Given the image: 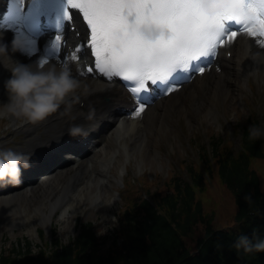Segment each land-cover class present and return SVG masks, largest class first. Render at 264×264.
Masks as SVG:
<instances>
[{
    "label": "snow or ice",
    "instance_id": "obj_1",
    "mask_svg": "<svg viewBox=\"0 0 264 264\" xmlns=\"http://www.w3.org/2000/svg\"><path fill=\"white\" fill-rule=\"evenodd\" d=\"M203 0H64L62 11L55 20L56 35L50 43L51 55L69 65L79 61L80 52L90 49L93 60L80 64V71L98 70L108 78L123 77L130 82L131 91L140 94L163 86L168 92L177 87L176 77L181 73L198 70L203 58L211 59L219 46L233 40L237 31L233 25L264 44V0H226V6L209 14L203 10ZM82 14L85 36L64 56L67 47L63 28L73 20V12ZM231 22V23H230ZM146 23L164 29L159 39L149 40L138 30ZM24 53L29 56L38 51L36 40L25 34ZM50 55L41 57L46 64ZM142 98V97H141ZM145 105L139 104V111Z\"/></svg>",
    "mask_w": 264,
    "mask_h": 264
},
{
    "label": "trees",
    "instance_id": "obj_2",
    "mask_svg": "<svg viewBox=\"0 0 264 264\" xmlns=\"http://www.w3.org/2000/svg\"><path fill=\"white\" fill-rule=\"evenodd\" d=\"M244 142L254 154L262 153L261 137L251 138L249 129ZM226 158L221 174L235 194L238 228L215 227L191 186L177 181L172 191L158 194L156 203L143 199L129 205L107 247L93 225L84 223L74 240L57 239L39 257L32 251L0 254V264H264V251L245 253L234 247L241 233L251 236L258 230L264 237L259 175L244 153L230 152ZM195 180L202 183V174H195Z\"/></svg>",
    "mask_w": 264,
    "mask_h": 264
},
{
    "label": "rangeland",
    "instance_id": "obj_3",
    "mask_svg": "<svg viewBox=\"0 0 264 264\" xmlns=\"http://www.w3.org/2000/svg\"><path fill=\"white\" fill-rule=\"evenodd\" d=\"M241 81L245 98L243 99L244 95L239 94L233 105L234 107L225 102L219 104V113L225 110L228 111L226 120L219 118V113H216L215 115H210V121L204 120V124L194 126L190 124L189 113L185 110L176 111L177 108L172 109V111L174 110L173 114L167 118L165 123L161 120V125H165L168 132H163L161 129L156 130V134L150 141L148 148L140 155L142 158L141 165L148 174L142 188H148V193L151 195L168 191L166 188L174 183L175 178L182 179L187 177L186 172L182 174L183 177L178 175V172L182 170V166L192 165L196 167L193 161L199 159L198 148L200 146L207 147L211 145L214 135L217 137L222 136L224 139H233L235 130H233L234 126H231L232 124L237 122L243 131L245 127L256 123L257 118L262 117L264 111V73L259 72L258 75H253L250 78L251 83L249 80ZM201 117H204V115H201ZM233 149L236 152L239 149V140L237 138ZM135 170L134 168V175L139 172ZM206 187L205 194L208 197V208L216 213L218 224L233 223L232 219L237 209L233 194H230L216 182H212L209 185L206 184ZM104 189L105 195L106 193L111 194L112 198L110 200L113 202L106 213L102 203L98 204V201L94 199L96 202L87 201L80 203L82 206L81 210L76 213L75 225L73 227L71 225L67 229L62 222L58 221V216L54 217L50 227L40 222L37 235L28 231L26 223H20L19 228L16 230L11 227L4 228L0 231V254H7L13 249L25 250L27 244H31L34 256L39 257L43 248L49 249L51 247L52 241L61 239L66 243L69 239L75 238L78 234L80 222H92L99 234L110 233L119 225V218L126 204L125 199L129 197L128 192L137 190V188L125 193L122 191L121 196L117 194L116 188L112 190L110 186H104ZM39 194H34L30 204H42L35 197ZM145 194V192L137 191L131 193L130 197L140 198L142 196L145 197ZM63 196L65 197V195ZM65 199L67 200V197ZM79 201L80 199H77L76 204ZM18 203H22L23 209L26 206L28 207L27 209L31 207L26 200H19ZM58 211L60 212L61 209Z\"/></svg>",
    "mask_w": 264,
    "mask_h": 264
},
{
    "label": "clouds",
    "instance_id": "obj_4",
    "mask_svg": "<svg viewBox=\"0 0 264 264\" xmlns=\"http://www.w3.org/2000/svg\"><path fill=\"white\" fill-rule=\"evenodd\" d=\"M226 6V0H203V10L209 14L217 12ZM138 30L149 40H156L164 33L163 27L146 23L133 31ZM23 50V37L14 35L9 42L5 39V33L0 31V64L8 68L11 75L4 81V87L8 93V100L4 102L2 111L23 117L27 121L36 122L43 120L49 114L61 109L71 112L70 101H79L78 94L82 81L74 74L69 65H35L32 62L16 60L15 63L5 62V58L11 57V53ZM69 133L87 135L88 130L81 124H71ZM249 135L257 139L264 136V128L258 125L249 126ZM30 156L28 153L18 151L15 148L0 147V184L20 183L22 167H29ZM237 250L242 249L245 253L264 251V237L254 230L250 236L241 233L234 242Z\"/></svg>",
    "mask_w": 264,
    "mask_h": 264
},
{
    "label": "bare ground",
    "instance_id": "obj_5",
    "mask_svg": "<svg viewBox=\"0 0 264 264\" xmlns=\"http://www.w3.org/2000/svg\"><path fill=\"white\" fill-rule=\"evenodd\" d=\"M3 32L5 33V39L8 41L10 40V35L12 34L11 31L9 30H3ZM237 42H239V49H236V55H237V63H238V67H239V72L240 74H246L247 71H251V70H258L260 66L264 65V52H261L260 50L256 51L254 53V56L256 59H253L252 64H250V66L252 65V67L250 69H246L243 65V60H244V55L248 52V46H250L253 42L252 40L249 38H244L241 39L240 41H235L234 44H236ZM229 45L231 46V41L229 42ZM231 47L234 48V46L232 45ZM11 49V48H10ZM38 52L36 53H32L31 56H27L26 61L24 62H32V59H36L38 57ZM14 56L18 57V60H21V54L20 53H14L12 52L11 57L5 58V62L11 64V59H16ZM39 65V63H37ZM36 64L34 63V66ZM4 68V66L2 64H0V70ZM233 72V67H230V71L226 74L224 72L220 73V74H216L212 77H207L205 76L204 78L198 80L197 82V89L194 90L193 88H186L184 91L181 92V94L184 96V102H188L187 98H189V101L191 100L192 96H196V94H200L198 93V91L200 89H204L207 90L206 86V82H211V83H215L217 86V89H215V96L218 97L219 93L222 92V90L224 92H226V94L228 95V102L235 104V100L237 98V91H241V85L240 84H234V80H231L229 83H231V87L228 88L226 87V82L227 79L230 78V73ZM214 78V79H212ZM85 82H88L85 81ZM210 83V84H211ZM233 83V84H232ZM3 84H1L0 86H2ZM110 84H104L102 80L99 79H95V80H91V82H89L87 85L81 87V89L79 90L78 94L80 95L81 99L79 101H70L71 103V112H65L64 108L62 107L61 109H59L55 114H49L46 118L50 120L49 125H47V132L50 133L51 129L56 128V129H60V127H62V124L66 123V119L70 118V120L68 121L69 123L73 124L74 122L76 123L77 121H75L74 119H72L76 114L77 111L79 109L80 103L84 102L85 106H87V109H90L91 111H96L100 108V105L98 103H103V96L101 95L103 92L106 91V88H109ZM219 88H221L222 90H219ZM110 89H113L112 86H110ZM115 90L117 89V91H120V100H122V98L124 99V102L126 104H130V98L127 96V93L120 89L119 87H115ZM208 91V90H207ZM116 91H114L115 93ZM209 92V91H208ZM1 93V90H0ZM178 96L179 94H176L175 97H172L171 100L169 102H166L165 105H163V111L166 113L169 111L168 109V104L171 102L172 104H177L178 101ZM93 97H96V100H91ZM194 97L192 98V100L190 101V104H194L196 102H198L196 99H194ZM204 97V96H203ZM202 97V98H203ZM8 98L5 99V101H7ZM160 104H155L153 106V108H147L144 111V116L143 119L147 118L148 114H150L152 111H159L160 110ZM179 111H182L179 110ZM214 111V109L212 108L209 112H207L205 115V118L208 119V121H210V115H213L212 112ZM226 111V110H225ZM2 113V110L0 111ZM5 112V111H3ZM163 112V113H164ZM228 112V111H226ZM51 116H53L51 118ZM58 117L60 121L58 122H53V118ZM163 118H165V115H163ZM117 123V121L115 122ZM142 123V122H141ZM193 121H190L191 125L193 124ZM47 124V123H46ZM135 124V120H127V121H123L118 125V128L121 126H128L129 128L132 127ZM140 128V127H139ZM139 128H135L134 130H136L135 134L140 135L141 130ZM160 128H156V130H159ZM132 130V131H134ZM161 130L163 132H166V128L162 127ZM149 132V129L147 130V134ZM106 139L105 142H107L108 138L110 137V135L112 134V132H106ZM134 135L130 133V138H133ZM129 142L126 140V138H122V146L119 149L120 153L122 154V151L124 152L123 155H125V160H128L131 156V151L130 148L128 147ZM126 146V148H124ZM145 146H142V148H144ZM135 155V154H134ZM133 155V156H134ZM121 156V155H120ZM119 156V157H120ZM116 159V158H115ZM69 169H71L72 167H68ZM88 186V185H87ZM59 188V186L57 187ZM57 188H50V192L46 191L44 194H39L37 196H35L37 199H39V201L42 202L41 205L38 204H32L33 205V209H31L30 211H27V208L23 209V205L22 203L19 206H14L13 204H11V199L14 198L15 196L22 194V192H18L14 195V197H9L8 199H1L0 200V231L4 228L7 227H11L14 230H16L17 228H19V224L23 223V224H27V228L28 231L31 232L32 234H38V227H39V223H44L46 226L50 227V225H52L53 221H54V217L59 214L58 213V208L61 205L60 199H58V197L56 198V195L52 197L53 192L57 189ZM79 189V187H70L69 188V193L73 194V192L77 191ZM85 189L82 190L85 191ZM34 191V190H32ZM81 192V193H82ZM35 192H33L34 194ZM81 193H78V195H80ZM32 194V195H33ZM76 194L73 195L72 200H70L69 202H67L65 205H63L61 207L62 209V213L60 215H58V221L62 222L66 229L73 227L75 225V218H76V213L78 211L81 210V206L82 204H80L81 202H87V201H91L93 202L94 197V193L92 192V190H88L85 193V199L82 200L80 203L76 204V196H78ZM84 194H82L80 197L78 198H82ZM34 198V197H33ZM91 199V200H90ZM112 206V202L110 199H107L104 203V207L105 210L104 212L106 213L109 208ZM49 211V212H48ZM48 212V213H47Z\"/></svg>",
    "mask_w": 264,
    "mask_h": 264
}]
</instances>
